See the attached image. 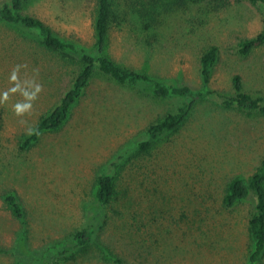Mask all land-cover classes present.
Masks as SVG:
<instances>
[{
	"label": "rangeland",
	"instance_id": "rangeland-1",
	"mask_svg": "<svg viewBox=\"0 0 264 264\" xmlns=\"http://www.w3.org/2000/svg\"><path fill=\"white\" fill-rule=\"evenodd\" d=\"M235 1L218 0L204 23L191 15L172 34H156L153 48L136 12L153 0H119L104 52L128 68L198 88L199 53L217 44L211 87L231 90L237 42L264 27L260 3ZM24 12L96 53V0H27ZM76 60L0 20V248L10 249L25 231L26 263L115 264L122 257L125 264H252L241 209L225 208L222 195L233 175L255 171L264 122L244 124L220 100H203L177 131L141 153L136 141L147 139L148 124L169 100L95 78L58 129L25 146L40 116L71 86ZM112 170L116 197L97 207L95 177ZM7 192L18 197L22 218L12 214ZM84 227L89 243L76 247L71 238ZM162 246L177 250L167 256ZM16 257L2 251L0 264Z\"/></svg>",
	"mask_w": 264,
	"mask_h": 264
},
{
	"label": "trees",
	"instance_id": "trees-1",
	"mask_svg": "<svg viewBox=\"0 0 264 264\" xmlns=\"http://www.w3.org/2000/svg\"><path fill=\"white\" fill-rule=\"evenodd\" d=\"M239 1L241 0L235 2ZM248 1L252 4L260 3L264 9V0ZM26 2L27 0L0 2V20L22 28L31 36L33 35L46 49L74 55L77 60L71 86L52 109L40 116L36 125L23 139L25 146L36 141L43 132L58 129L66 120L72 105L95 78L142 88L158 102L169 100V106L148 124L147 139L136 141V149H139L141 153L150 152L156 139L169 132L177 131L198 102L203 100L211 98L220 100V103L226 109L233 110L238 120L240 119V122L244 124L252 120L253 126L258 127L260 121L264 122V27L253 36L239 39L236 44V60L231 79L232 89L218 91L212 88L210 83L214 67L221 58L217 44H210L199 53L202 83L200 87L176 84L173 81L128 68L104 52L110 29L109 23L113 15L115 16L119 0H96L93 22L96 53L78 42L60 36L41 18L25 13ZM218 8V0H210V2L207 0H153L150 6L142 5V8L136 12L137 17L142 19L143 26L151 30L152 38L148 42L156 48L159 43L156 34L159 36L161 33L172 34L177 23L189 21L188 18L191 15L198 14L197 22L204 23L208 15ZM203 15L205 18L202 17ZM115 181L116 175L113 170L96 175L94 196L97 207L108 204L116 197ZM4 199L12 214L22 218L24 210L16 194L7 192ZM222 204L227 209H241L247 233L252 241L249 261L256 264L264 256V151L259 156L256 169L252 174L247 178L235 174L227 181L222 195ZM90 237L91 229L84 227L73 233L71 242L76 247L83 246ZM25 238V231H21L10 249L0 248V252L11 251L17 256L12 264H33L32 259L26 263V253L29 251L26 249L28 243ZM176 250L170 252L163 246L160 248V251L167 256ZM113 260L115 264L126 263L122 257H114Z\"/></svg>",
	"mask_w": 264,
	"mask_h": 264
}]
</instances>
